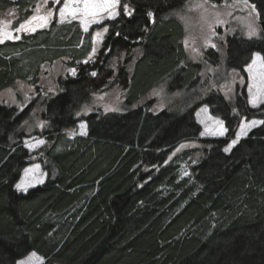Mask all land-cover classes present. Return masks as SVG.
Here are the masks:
<instances>
[{"label":"trees","instance_id":"trees-1","mask_svg":"<svg viewBox=\"0 0 264 264\" xmlns=\"http://www.w3.org/2000/svg\"><path fill=\"white\" fill-rule=\"evenodd\" d=\"M195 1L122 0L132 13L104 24L96 58L76 24L5 30L13 38L0 43V264L31 252L43 264H264V124L224 151L241 119L264 120V109H250L244 92L230 104L218 86L203 97L175 17ZM248 2L264 21V0ZM32 4L0 0V23L8 11L23 23ZM226 40L228 71L242 75L253 54L264 57L262 33ZM55 60L67 74L41 91V67ZM101 104L119 111L102 113ZM200 105L223 122L224 139H198ZM84 109L86 135L65 139ZM34 120L48 143L45 181L20 194ZM193 140L200 146L168 160Z\"/></svg>","mask_w":264,"mask_h":264},{"label":"rangeland","instance_id":"rangeland-1","mask_svg":"<svg viewBox=\"0 0 264 264\" xmlns=\"http://www.w3.org/2000/svg\"><path fill=\"white\" fill-rule=\"evenodd\" d=\"M63 2L64 0H61L60 4H56L54 0H34V4H32L30 9V17L24 21L23 24H25L26 29L35 27V29L39 30L51 28V26L62 27L76 24L82 36H89V43L91 45L90 55L92 58H96V54L101 49V45L107 34V31H104V24L113 19H104L101 23L91 24L88 28V31L85 32L83 30V26L77 21L69 22L71 18H67L64 22H60L58 9L62 7ZM191 3V5L187 3L183 10L181 9L177 11L175 13V17L183 26L187 62L199 67L200 83L202 84L201 88H204L203 97H205V93L210 94L211 90L218 86L220 89L219 93L230 104L235 102L237 95H241V92H244L245 101L250 109L263 110L264 104H259V106L253 107L250 103V97L248 93L249 78L247 71H245L247 66L242 70V75L233 71H228L226 69L224 57V50L227 49V34L229 37L238 35L243 39H250L248 36V26L252 25L257 29V35L253 36L251 39L258 38L261 35L258 13L256 9L253 11L250 7L253 4L248 2V5L246 6L242 1L237 2L229 0H220L219 3H212L208 0H196L195 2ZM124 5L127 4H125V2L122 3V0H120V7L117 9V11L119 14H123L125 17H129L132 12L127 5L130 14H125L123 8ZM49 10H52L54 15L50 19L48 26L41 28L40 22L38 20H33L32 17L46 15ZM8 22V20H3L0 23L4 31V28H6ZM21 30L32 33V31L29 30ZM97 33H99V35H97ZM212 45H215V47ZM80 46L83 45L80 44ZM210 51L213 52L218 58V61L215 62V64H212L211 61H209L207 53ZM88 59L89 58H87V60H83L81 65H86ZM43 66L40 70V82L38 87L40 89L43 88V90H49V92H52L54 88L51 84H49L51 78L48 76V73H51V75L54 77V72L58 73L61 71V73L63 72L64 75H66L68 70L66 68L63 70V65L60 66L56 62H54L53 66L49 69L46 66ZM68 74L69 76H74V73L71 70H69ZM43 84H45V87ZM202 89L200 90L199 88L198 90L202 91ZM49 92L47 91V93ZM163 94L164 93L162 91H158L156 94L157 99H163ZM163 104H161V106ZM100 106L102 108V113L119 111V108L116 106L111 107V105L108 106L105 104H101ZM18 110L19 112L22 111V107H20ZM80 113L81 115L78 118L76 127L74 129H70L69 131L65 130L63 132L65 139L71 140L75 137H84L86 135V124L83 121V118L88 114V111L84 109ZM259 113L264 114V110ZM194 117L196 123L201 129L198 139L218 140L225 138L226 132H224L222 135L219 134L220 125L215 123L217 120H221L212 117L206 106L200 105L196 109ZM251 120L261 121L263 119H241L234 138L228 142L226 148L228 151L241 139L246 138L252 130L262 125L260 124L258 126L252 127L247 131L246 135L241 134V125ZM32 124V128L26 131L29 137L23 140V147L28 151L30 158L28 161V166L22 171L20 179L17 183V185H20V187L17 188L16 186L15 188L20 194H24L31 189L42 186L45 181V173L42 170L41 163L44 149L46 146H48V143L44 138V129L41 127L40 123L34 120ZM206 128L208 131H205ZM223 128L225 129L224 124ZM40 141H42V143H40ZM233 141H235V143H233ZM199 146L200 145L198 144V141H185L170 151L172 153L170 154L168 160L179 161L183 151H191L193 148ZM181 171L183 176H186L189 173L185 164L182 165ZM17 264H43V261L35 253L31 252L25 258L21 259Z\"/></svg>","mask_w":264,"mask_h":264},{"label":"snow or ice","instance_id":"snow-or-ice-1","mask_svg":"<svg viewBox=\"0 0 264 264\" xmlns=\"http://www.w3.org/2000/svg\"><path fill=\"white\" fill-rule=\"evenodd\" d=\"M56 4H60L61 0H54ZM241 2V0H237ZM242 2L247 6L248 0H242ZM120 7V0H64L62 7L58 9V15L60 22H64L65 19L71 18V21H77L83 26L85 32L88 31V28L91 24L101 23L104 19H114L119 12L117 9ZM253 11H255V5L250 6ZM124 13L130 14L128 11L127 5L123 6ZM54 12L49 10L46 15L43 16H33V20H38L40 22V27H47L50 19L53 17ZM151 16V13H148ZM248 36L251 39L253 36L257 35V29L249 25ZM21 29L35 31V27L26 29L25 24L21 23L16 31ZM106 32L107 29L105 28ZM99 35V33H97ZM5 38L12 39L13 37L0 28V43L4 41ZM215 47V45H212ZM245 71L248 73L249 85L248 93L250 97V103L253 107L259 106V104H264V57L259 53L253 54L251 62L245 68ZM74 72V70H73ZM95 75V73H93ZM216 124L220 125L219 134H224L227 130L223 128V122L216 121ZM264 124V120H251L249 122L243 123L241 125V134L246 135L247 131L254 126ZM83 127V126H82ZM205 131H208L206 128ZM203 135V133H202ZM42 143V141H40ZM235 143V141H233ZM228 151V149H225ZM20 185H17L19 188Z\"/></svg>","mask_w":264,"mask_h":264},{"label":"flooded vegetation","instance_id":"flooded-vegetation-1","mask_svg":"<svg viewBox=\"0 0 264 264\" xmlns=\"http://www.w3.org/2000/svg\"><path fill=\"white\" fill-rule=\"evenodd\" d=\"M6 14L7 15H9V17L8 18H4L3 20L4 21H6V20H8L9 22L7 23V25H6V28H4L5 30H8V31H14L15 33H14V35L16 36V35H18V36H21V35H25V32L23 31V30H20V31H16V29L19 27V25L20 24H18L17 23V25L15 24L16 23V17L18 16L17 14H12L11 16H10V14H9V11L8 12H6ZM4 17V16H3ZM2 20V21H3ZM8 26V27H7ZM0 27H2V25L0 26ZM17 38V37H16ZM54 62H56L58 65H62V62H61V60H55V61H53L51 64H44V66H46L48 69L50 68V67H52L53 66V63ZM43 66V67H44ZM48 76L51 78L50 79V81H49V84H51L52 86H53V88H54V86H55V81L59 78V77H63V75H62V73H61V71H59L58 73L57 72H54V77H53V75H51V73H48ZM39 77H40V75H39ZM40 82V81H39ZM44 85V87H45V84H43ZM43 89V88H42ZM54 90V89H53ZM32 91V90H31ZM30 93H32V92H29V94Z\"/></svg>","mask_w":264,"mask_h":264},{"label":"water","instance_id":"water-1","mask_svg":"<svg viewBox=\"0 0 264 264\" xmlns=\"http://www.w3.org/2000/svg\"><path fill=\"white\" fill-rule=\"evenodd\" d=\"M260 30H261V33L264 35V21H260Z\"/></svg>","mask_w":264,"mask_h":264}]
</instances>
